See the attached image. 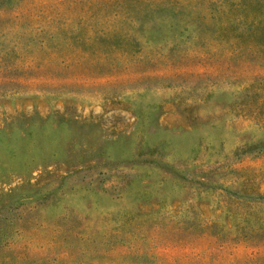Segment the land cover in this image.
I'll return each mask as SVG.
<instances>
[{
    "label": "rangeland",
    "instance_id": "obj_1",
    "mask_svg": "<svg viewBox=\"0 0 264 264\" xmlns=\"http://www.w3.org/2000/svg\"><path fill=\"white\" fill-rule=\"evenodd\" d=\"M0 264H264V0H0Z\"/></svg>",
    "mask_w": 264,
    "mask_h": 264
}]
</instances>
